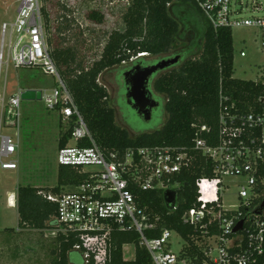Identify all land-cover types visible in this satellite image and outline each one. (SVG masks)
<instances>
[{"label": "built area", "instance_id": "1", "mask_svg": "<svg viewBox=\"0 0 264 264\" xmlns=\"http://www.w3.org/2000/svg\"><path fill=\"white\" fill-rule=\"evenodd\" d=\"M15 1L13 19L0 27V74L3 66L12 64L15 68L38 66L44 73L56 77L55 87L49 93L41 91V99L47 108L59 111L64 124L74 120L68 142L57 148L56 161L58 165L74 167L86 174L79 185L45 195L47 200L57 204L54 223L49 228L51 235L84 236L82 245L76 244L72 249L80 254L81 264L90 261L105 264L111 255L112 231L130 228L139 233L140 244L148 251L152 264H264V209L259 215L254 213L264 200V111L238 113L222 108L217 131L205 124L196 126L194 149L212 168V176H202L198 186L202 180L215 185L212 199L202 200L199 191L200 205L189 208L182 216L184 223L202 228L198 236H192L197 252L188 253V241L169 229H163L158 237L147 238L143 233L145 216L130 188L132 182L141 190H176L180 184L172 178L191 162V156L184 147L169 145L129 146L123 151L101 148L50 55L44 0ZM193 2L214 30H252L259 47L264 49V0ZM143 55L145 53L138 54ZM240 55L245 54L240 52ZM21 91L7 99L4 93L0 95L1 170L18 167L17 132L12 135L6 129L14 127L18 131ZM260 100L264 103V98ZM84 141L89 145H83ZM226 177L241 180L237 209L222 206ZM256 198L260 199L258 205L251 207V200ZM243 212L246 216L241 218ZM243 218L241 230L233 232ZM211 226L216 230L211 231ZM173 234L185 242L178 252L171 250Z\"/></svg>", "mask_w": 264, "mask_h": 264}, {"label": "trees", "instance_id": "2", "mask_svg": "<svg viewBox=\"0 0 264 264\" xmlns=\"http://www.w3.org/2000/svg\"><path fill=\"white\" fill-rule=\"evenodd\" d=\"M127 2L121 14L123 27L112 30L107 35L99 56L87 61L73 44H65L67 39L63 42V33L70 25L62 16L51 14L50 9L54 6L52 0H44L46 30L50 32L52 23L54 27V32L48 39L50 54L92 137L105 151H123L129 146L169 145L184 147L189 153L191 162L172 178L180 184L176 189L175 210L167 208L164 191L141 190L133 182L130 188L145 216L142 220L144 235L151 239L158 237L163 229L172 230L188 241L190 246L187 252L193 254L197 252V246L192 236H198L202 228L184 223L182 216L189 208L200 205L198 181L202 176H212L209 161L194 149L196 126L205 124L214 132L217 131L218 116L222 108L238 113L264 111V103L260 100L264 98V81L233 77L232 31L225 28L214 30L206 20L199 54L188 56L173 68L165 70L155 83L156 90L165 97V123L151 132L130 136L127 128L117 123L115 108L110 104L106 86L99 82V75L106 69L131 59H139L137 55L140 53H145L146 56L169 53L180 30V23L169 12V5L172 2L196 5L193 0ZM62 9L66 10L63 5ZM87 18L101 23L104 15L92 9L87 13ZM59 39L61 40L57 41ZM161 58L168 59V55ZM59 122L60 127L64 128L58 138V148L68 142L74 126L73 119L64 124L60 117ZM200 136L204 137L203 134ZM83 145L89 143L84 141ZM85 178L86 174L74 167L58 165L56 186H18L17 226L38 231L52 228L57 204L47 200L45 195L49 192L60 193L65 186L73 188ZM259 201L258 198L251 200L250 206L255 207ZM245 216L243 212L241 218ZM210 230L214 231L216 227L211 226ZM6 231L14 230L6 228ZM83 237L75 233H58L55 236L57 245L51 251L54 256L48 264H81L80 254L72 249L76 244L82 245ZM110 243L111 255L105 264H152L150 255L140 244L139 233L134 228L113 230ZM130 243L134 245V256L132 259H124L123 245Z\"/></svg>", "mask_w": 264, "mask_h": 264}, {"label": "rangeland", "instance_id": "3", "mask_svg": "<svg viewBox=\"0 0 264 264\" xmlns=\"http://www.w3.org/2000/svg\"><path fill=\"white\" fill-rule=\"evenodd\" d=\"M52 2L54 6L50 9L51 14L62 16L70 25L69 29L63 33V42L67 39L65 44H73L77 52H80V55L87 61L99 56L105 39L112 30L123 27L121 14L128 4L127 0H52ZM55 2L58 4L55 5ZM62 5L66 10L62 9ZM16 6L15 0H0V27L3 22L13 19ZM188 6L186 4L174 7L180 30L171 51L163 55H149L148 59L176 52H181L184 58L199 54L206 19L193 4L190 3V8ZM92 9L104 15L101 23L87 18V13ZM52 32H54L53 23L50 32L46 30L47 44ZM232 41L233 77L264 81V49L259 47L253 31L234 28L232 29ZM48 47L50 50L49 44ZM240 52H244L245 55L241 56ZM156 62L157 59H154L152 65ZM113 68L115 67L106 69L99 75V82L105 85L109 92L111 105H113V91L110 88V82L115 87L117 76ZM55 85L56 77L44 73L38 66L15 68L9 64L7 67L3 66L0 74V95L4 93L5 99L19 89L32 88L49 93ZM121 105L123 110L119 115L116 113V121L127 128L130 136L135 137V135L156 130L164 120L160 111L151 120H146L128 110L124 103ZM20 112L18 131L14 127L6 129V132L10 134L17 132L15 138L18 141V151L15 159L18 167L16 170L0 169V264H48L54 256L51 251L57 245L55 236L51 235L52 230L4 231V228L19 230L17 210L8 205L6 198L9 192L16 191L20 185L42 188L57 185V143L64 127H60L59 111L47 108L42 99H21ZM223 182L225 190L221 198L222 206L237 209L240 203L238 183L241 180L226 177ZM214 187L213 182L202 180L199 183L201 199L204 201L212 199ZM69 189L71 187L65 186L64 189L62 187L64 191ZM184 243L181 237L173 234L171 250L178 252ZM122 253L124 259H132L134 245L132 243L123 245Z\"/></svg>", "mask_w": 264, "mask_h": 264}, {"label": "flooded vegetation", "instance_id": "4", "mask_svg": "<svg viewBox=\"0 0 264 264\" xmlns=\"http://www.w3.org/2000/svg\"><path fill=\"white\" fill-rule=\"evenodd\" d=\"M175 56H178V60L175 63L166 68L158 69L151 74L148 79V83L146 84V89L142 92L137 90V86L141 82L140 79L145 76V68L152 65V62L154 60L153 58L148 59L149 56H143L142 58L134 60L131 59L128 62L115 66V68H113L117 73L115 87L110 82V88H112L113 91L112 106L115 108V115L116 113H118L119 115L120 111L123 110L121 103H124V105L127 106V109L133 111L135 114L138 113L132 108V106L138 104L139 107L143 104L146 106L142 107L150 115V118L148 120H151L156 113L158 114V111L162 113L164 120L162 124L159 125L160 127H162L165 123L166 118L164 110L165 97L163 94L156 90L155 83L165 70L173 68L175 65L188 58H184L181 52H176L168 55V58H173ZM159 59H162L161 56L157 58V60ZM144 96H147L148 99ZM138 115L144 118L142 114ZM160 127H158L157 129H159Z\"/></svg>", "mask_w": 264, "mask_h": 264}, {"label": "water", "instance_id": "5", "mask_svg": "<svg viewBox=\"0 0 264 264\" xmlns=\"http://www.w3.org/2000/svg\"><path fill=\"white\" fill-rule=\"evenodd\" d=\"M142 57L143 56H139L137 58H142ZM158 57H154L153 59H157ZM177 60H178V56H175L173 58H168V59H159V60H157V62L155 64L151 65L150 67L145 68V71H146L145 76L142 78L143 80L140 79L141 82L139 81L140 83L137 86V90L140 92L144 91L146 89V84L148 83V79L153 72H155L158 69L166 68V67L172 65L173 63H175ZM144 97L147 98V96H144ZM20 98L22 100L41 99V90L32 89V88L23 89L20 92ZM142 106L145 107L146 105L142 104L141 106L138 107V104L137 105L135 104L132 106V108L134 110H136V112L138 114H142L144 116V118L146 120H148L150 118V115L146 110H144V108ZM176 194H177V191L174 189H166L163 192L165 204H166L168 209L172 210L175 207V205H176ZM263 209H264V200L261 202L260 206L255 210L254 213L259 215V214H261ZM244 220H245V218L241 219L234 226L233 232H237V231L241 230Z\"/></svg>", "mask_w": 264, "mask_h": 264}, {"label": "crops", "instance_id": "6", "mask_svg": "<svg viewBox=\"0 0 264 264\" xmlns=\"http://www.w3.org/2000/svg\"><path fill=\"white\" fill-rule=\"evenodd\" d=\"M179 5H183L179 2H172L170 5H169V12L176 18L175 16V13H174V7H179ZM189 8L191 7L190 4L188 6ZM177 19V18H176ZM202 40V39H201ZM201 42L200 41V46H201ZM199 46V48H200ZM23 90V89H22ZM13 135V134H12ZM7 203L9 206H13L16 208L17 210V207H16V203H17V189L16 191L14 192H9L8 193V196H7ZM17 223H18V212H17ZM18 227V226H17ZM19 230H16L13 228L14 231H38V230H34V229H21L18 227ZM4 231H6V228H4ZM79 255V254H78ZM80 259H81V256L79 255Z\"/></svg>", "mask_w": 264, "mask_h": 264}, {"label": "clouds", "instance_id": "7", "mask_svg": "<svg viewBox=\"0 0 264 264\" xmlns=\"http://www.w3.org/2000/svg\"><path fill=\"white\" fill-rule=\"evenodd\" d=\"M138 56V55H137ZM143 56H146V55H143Z\"/></svg>", "mask_w": 264, "mask_h": 264}]
</instances>
